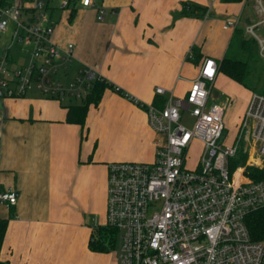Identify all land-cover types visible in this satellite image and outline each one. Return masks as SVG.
Here are the masks:
<instances>
[{
  "label": "crops",
  "instance_id": "obj_1",
  "mask_svg": "<svg viewBox=\"0 0 264 264\" xmlns=\"http://www.w3.org/2000/svg\"><path fill=\"white\" fill-rule=\"evenodd\" d=\"M93 1V7H82L79 0L67 10L57 1L47 7L53 42L73 45L63 79L91 68L113 87L152 104L167 100L168 91L172 100L184 98L202 61L211 58L217 71L207 84L209 102L217 103L224 89L237 83L218 68L240 22L246 33L245 26L255 21L242 16L249 0ZM185 3L203 13L184 14ZM98 9L104 11L102 20ZM229 20L237 22L235 29L223 28ZM17 56L20 63L26 60L23 51ZM156 87L165 95H156ZM250 95L230 107L233 136L227 143L237 133ZM63 98L44 97L35 87L19 97H0V192L17 195L12 206L0 203V220L7 221L0 246L3 264H118L114 250L92 251L88 245L94 227L106 222L107 164L152 162L160 137L149 128L145 110L112 88L89 106L81 125L66 121V107L76 102ZM261 164L257 168L264 167V159Z\"/></svg>",
  "mask_w": 264,
  "mask_h": 264
},
{
  "label": "built area",
  "instance_id": "obj_2",
  "mask_svg": "<svg viewBox=\"0 0 264 264\" xmlns=\"http://www.w3.org/2000/svg\"><path fill=\"white\" fill-rule=\"evenodd\" d=\"M61 10L72 0H18L0 5V97L24 95L35 87L44 97L84 98L95 78L82 67L67 83L61 80L73 61V45L53 42L54 23L48 5ZM259 20L245 26L264 58V4L254 0ZM93 7V0H79ZM103 19V9H98ZM235 20L225 29H235ZM26 60L20 63L17 52ZM217 64L205 58L182 99L170 97L161 108L126 97L147 114L149 128L160 137L152 162L118 161L107 164L106 222L116 231L118 264H264V242H253L245 217L264 207V182L246 174L264 159V95L253 93L230 143L223 142V103H208ZM118 89V88H116ZM166 90L155 88L163 96ZM193 119L190 127L186 116ZM250 141V142H248ZM194 142L200 156L187 167V152ZM245 159L239 164V144ZM245 153V154H244ZM255 165V166H254ZM16 192H0V203L15 204Z\"/></svg>",
  "mask_w": 264,
  "mask_h": 264
},
{
  "label": "trees",
  "instance_id": "obj_3",
  "mask_svg": "<svg viewBox=\"0 0 264 264\" xmlns=\"http://www.w3.org/2000/svg\"><path fill=\"white\" fill-rule=\"evenodd\" d=\"M225 3H240L244 0H221ZM6 0H0V5H6ZM194 10L200 11L202 14V8H195L190 9L188 8V4H183L182 11L184 14L192 13ZM237 31L234 30L233 35H236ZM231 37V39H232ZM240 39H238V45L240 48L246 50L249 55L253 52V44H251L250 39L242 38L240 33ZM195 49H193V52ZM219 71L229 77L231 80L237 82L238 84L242 85L247 89H252L253 92L263 94L264 89L256 90L249 85L247 82L248 78V62L246 60H240L237 58L228 57L225 54L221 61L219 62ZM112 88L113 91L118 92L121 95H125L126 93L122 92L119 88L112 86L103 78H95L91 83V89L89 93L82 99H78V103L71 104L67 106L66 111V121L73 124H83L85 121L86 113L90 105H97L103 95L105 89ZM166 99L164 98H157L153 101L154 104L161 105V108L165 105ZM245 157L240 155V159L234 160L233 162L239 164L240 161L244 160ZM246 174L256 181L264 182V167L257 168V167H247ZM245 226L249 233V237L253 242H264V207L252 211L245 217ZM7 221L0 220V246L4 236L5 228H6ZM89 249L92 251L98 252H109L115 249L116 245V231L113 228L107 226H97L94 227L93 232L90 234L89 240ZM0 264H3L0 262ZM5 264V263H4Z\"/></svg>",
  "mask_w": 264,
  "mask_h": 264
},
{
  "label": "rangeland",
  "instance_id": "obj_4",
  "mask_svg": "<svg viewBox=\"0 0 264 264\" xmlns=\"http://www.w3.org/2000/svg\"><path fill=\"white\" fill-rule=\"evenodd\" d=\"M9 1H10V3L14 2V0H9ZM262 2L264 4V0H262ZM254 5H255V2H254ZM242 16L243 17H249L250 16L255 21L259 20L256 9L250 3V0H249L248 5H246L244 7ZM243 26H244L243 22L241 21L239 24L240 28L237 31V34L234 35L232 37V39L229 40L225 53L227 54L228 57L237 58L240 60H246L248 62V69H249L247 82L249 83L251 88L253 87L255 89V91L259 90V89H264V58L262 56H260L258 51L256 50V43H255L254 38H252L250 35L244 33ZM241 32H242V34H244L245 38L250 39L251 44H253V46H254L253 52L251 55H249L246 50L240 48L238 45V39L241 38L240 37ZM61 80L64 83L68 82L67 78H64V79L61 78ZM231 84L232 85L227 86V89H224V91H226V92L222 93L220 98L217 99V103H222L223 101L225 102V100H228V102H229L228 107L226 108V111L224 112V116H223V123H224V133H223V137H222L223 142L230 141V138L233 136L232 126L230 123L227 122L228 120L230 121V118L228 117L230 107L232 108L233 106L244 103L246 96H249L251 94L250 91H253L252 89H247V88H245V87H243L237 83L232 82ZM212 89H215V88H211V91H212ZM251 95H250V97H251ZM67 98H69V97H66L63 99L65 100ZM210 98H211V95H210ZM70 102L71 103H75V102L77 103L78 100L71 98ZM208 103H211V102L208 101ZM192 123H193V119L187 115L185 120H184V124L186 126L190 127L192 125ZM225 134H226V136H225ZM243 148H244V143L241 142L239 144V150L241 151ZM201 152H202L201 144L199 142H194L187 152V155L189 158V160L186 161L187 167L190 168V166H192L194 161H196V159L200 156ZM242 153L243 152L241 151L240 155H242L244 157V155Z\"/></svg>",
  "mask_w": 264,
  "mask_h": 264
}]
</instances>
